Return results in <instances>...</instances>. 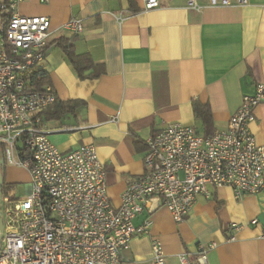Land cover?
Returning <instances> with one entry per match:
<instances>
[{"label": "crops", "instance_id": "1", "mask_svg": "<svg viewBox=\"0 0 264 264\" xmlns=\"http://www.w3.org/2000/svg\"><path fill=\"white\" fill-rule=\"evenodd\" d=\"M198 3L199 10L178 0H159L150 10L144 0H23L18 5L22 15L50 20L49 44L38 66L46 85L59 101L84 102L59 118L40 116L41 127L59 151L95 146L113 206L142 174L151 134L179 124L204 135L193 100L208 104L212 134L226 127L243 96L264 84V0L243 6ZM71 18L81 20L80 33L65 27ZM62 37L71 39L75 54L90 60L82 77L56 44ZM250 130L264 145V102L255 108ZM151 205L133 219L140 225L149 218V234L131 240L121 264H150L151 237L161 241L166 264H179L182 252L194 260L198 247L211 243L207 264H264V189L235 198L230 188H210V196L199 197L178 223L161 203Z\"/></svg>", "mask_w": 264, "mask_h": 264}, {"label": "built area", "instance_id": "2", "mask_svg": "<svg viewBox=\"0 0 264 264\" xmlns=\"http://www.w3.org/2000/svg\"><path fill=\"white\" fill-rule=\"evenodd\" d=\"M23 0H0V157L4 169L29 177L24 197L1 192L0 264H121L135 236L149 234L150 219H133L157 198L178 223L210 188H230L235 198L264 189V145L250 130L255 108L264 102V84L242 97L224 129L202 135L193 126L168 124L145 140L144 170L130 181L113 206L105 169L93 144L59 151L41 127L38 114L57 101L46 85L35 89L29 71L42 63L50 20L18 12ZM45 3L48 0H39ZM199 10L198 0H178ZM211 6L246 5L248 0H207ZM159 0H144V9ZM65 27L83 30L80 19ZM252 224L256 220L251 221ZM233 240V238H231ZM150 264H166L161 241L151 237ZM214 243L200 245L194 260L185 252L179 264H207Z\"/></svg>", "mask_w": 264, "mask_h": 264}, {"label": "trees", "instance_id": "3", "mask_svg": "<svg viewBox=\"0 0 264 264\" xmlns=\"http://www.w3.org/2000/svg\"><path fill=\"white\" fill-rule=\"evenodd\" d=\"M0 18L3 23L7 21L6 14L0 11ZM48 41L46 42L45 48L48 46ZM56 44L61 47L63 52L67 55L69 63L76 71L79 77H82L81 68L83 64L90 63V60L84 55H77L72 50L71 39L67 38H59L56 40ZM29 74L32 79L33 86L35 89H42V87L46 86V74L41 68L33 67L30 69ZM84 102L81 100H65L59 101L57 100L51 106H48L44 110H42L38 116L44 117L45 119L49 118H59L60 116L64 115L65 113H74L76 107L83 105ZM192 110L197 119H199L204 126V135H209L212 132L211 128V117H210V109L208 104H201L200 102L193 100L191 102ZM4 167L1 165V174H2V185H1V192L3 193L9 187L10 184L6 183L4 180L3 172Z\"/></svg>", "mask_w": 264, "mask_h": 264}, {"label": "rangeland", "instance_id": "4", "mask_svg": "<svg viewBox=\"0 0 264 264\" xmlns=\"http://www.w3.org/2000/svg\"><path fill=\"white\" fill-rule=\"evenodd\" d=\"M22 170V171H21ZM4 180L11 185V188L15 190V195L22 198L25 194L26 185V173L23 169H15V167H8L3 171ZM13 179V182L9 183L8 180Z\"/></svg>", "mask_w": 264, "mask_h": 264}, {"label": "water", "instance_id": "5", "mask_svg": "<svg viewBox=\"0 0 264 264\" xmlns=\"http://www.w3.org/2000/svg\"><path fill=\"white\" fill-rule=\"evenodd\" d=\"M2 160L0 157V212H1V185H2V174H1V164ZM157 204H159V200L157 198L153 199L151 209H153ZM1 238H2V224L0 220V246H1Z\"/></svg>", "mask_w": 264, "mask_h": 264}]
</instances>
